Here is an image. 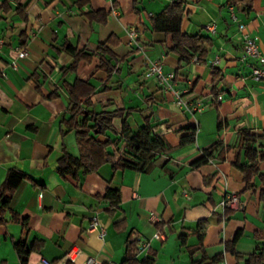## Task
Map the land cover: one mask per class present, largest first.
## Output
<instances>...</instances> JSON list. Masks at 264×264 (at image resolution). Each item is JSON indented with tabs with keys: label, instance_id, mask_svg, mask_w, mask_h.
I'll use <instances>...</instances> for the list:
<instances>
[{
	"label": "crops",
	"instance_id": "0c3cea01",
	"mask_svg": "<svg viewBox=\"0 0 264 264\" xmlns=\"http://www.w3.org/2000/svg\"><path fill=\"white\" fill-rule=\"evenodd\" d=\"M170 1L114 0V16L109 0H0V186L10 172L25 174L0 213V264H22L14 247L19 242L31 247L26 264L42 258L83 264L88 256L126 264L134 235L149 240L147 250L135 254L140 264H191L202 256L200 264H209L220 253L215 264H244L224 250L239 229L234 249L244 258L264 246V181L253 174L246 186L234 164H248L241 132L264 134V81L250 77V64L264 68V0L248 6L187 0L182 30L211 42L205 56L188 62L179 61L169 35L151 28V18ZM208 23L215 24L212 34ZM238 23L256 38L260 59H241ZM131 26L142 50L129 41ZM68 45L93 55L68 70ZM17 47L28 54L13 68ZM148 60H159L182 97L202 99L204 110L191 114L179 107L147 75ZM75 79L92 85L88 103H78V119L81 112L113 116L96 139H116L121 154L124 119L132 134L148 121L163 139L165 148L147 171L103 163L93 171L60 173L64 153L79 156L75 132L65 124L72 115L67 86ZM184 137L193 141L182 143ZM208 148L209 159L192 164ZM255 148L264 150V139ZM257 172L264 174V160H257ZM107 187L118 189L117 204L104 197ZM226 190L239 195L241 209L221 208ZM94 214L103 239L87 229Z\"/></svg>",
	"mask_w": 264,
	"mask_h": 264
},
{
	"label": "trees",
	"instance_id": "16d2710c",
	"mask_svg": "<svg viewBox=\"0 0 264 264\" xmlns=\"http://www.w3.org/2000/svg\"><path fill=\"white\" fill-rule=\"evenodd\" d=\"M186 1L187 0H172L161 12L151 18V28L154 32H160L171 37L173 43L172 51L178 55L180 62H188L195 56L197 60H199L206 55V45H210L211 43L208 36L199 34L191 35L182 30V22L186 12ZM241 3L248 6L250 0H229V4L232 6H238ZM102 45L104 46L105 43L99 44L98 49ZM67 47L73 55V61L67 68L68 70L75 69L80 59H91L93 55L83 51L76 52L70 45ZM102 67L109 72L111 71L103 65V62ZM67 87L70 96V110L72 115L65 120V124L68 126V129H73L75 132L79 156L74 157L68 153H64L59 159V166L57 168L60 173L73 172L79 168H83L85 171H93L103 163H109L114 170H123L127 168L136 171H147L156 152L165 148L163 139L152 134L148 121L134 134L125 127V119L122 121V129L127 138V142L125 144V150L119 154L117 153L116 139L108 138L104 141L96 139L98 134L105 133L107 128L110 127L112 115L105 114V116L98 119L96 116H92L90 112H81L82 118L78 119V103L82 101L88 103L87 97L91 92L92 85L80 79H75L74 82ZM258 139H264V134L254 135L248 131L241 132V146L244 149L248 164H238L237 162L234 164L241 170L246 186H249V180L253 174L258 175L259 178L264 181V174H258L257 172V160H264V150L258 151L255 148V143ZM187 141H193V137H184L182 139V143ZM109 147H111V150L108 149ZM210 150L211 148L204 150L203 156L192 164L198 165L206 162V160L209 159ZM24 175L25 174L22 173L10 172L6 176L0 186V213L7 207L13 191ZM260 196L264 199V191L261 192ZM104 197L110 199V203L115 205L119 201V191L118 189L107 187ZM240 235L241 230L239 229L231 241L225 242L224 250L235 255L237 261L243 259L244 264H264V246H258L245 258L235 251L234 244ZM131 244H133V247L129 251L125 262L126 264H140L135 257V241L132 240ZM14 247L21 263L26 264L27 255L31 247H26L20 242L16 243ZM204 259H206V256H202V258L197 261L192 260L191 264H200ZM222 259L223 253H220L210 258L209 264H215Z\"/></svg>",
	"mask_w": 264,
	"mask_h": 264
},
{
	"label": "built area",
	"instance_id": "2783aa9c",
	"mask_svg": "<svg viewBox=\"0 0 264 264\" xmlns=\"http://www.w3.org/2000/svg\"><path fill=\"white\" fill-rule=\"evenodd\" d=\"M109 1L111 3V13L114 16H117L118 10L115 7L113 0H109ZM231 11H232L231 12L232 19L234 21L237 20L235 12L233 10ZM204 28L211 34L215 32L214 23L205 24ZM238 28L241 32V37L243 40V53H242L241 59H245V58H250V59H255V60L260 59L261 52H260L256 38L245 30V25L243 23H238ZM127 34H128L130 43L134 44L136 48L142 50L143 47L137 41L138 40L137 27L135 26L129 27L127 29ZM2 45H3V38L0 37V48ZM16 52H17L16 57L13 60H11V66L13 68H17V59L24 58L28 54L27 49H25L24 47H17ZM193 59L197 60V57L195 56ZM217 60H218V56L214 58L212 63H214ZM250 67H251L250 77L254 81H264V68L259 67L258 65L253 64V63L250 64ZM146 73L148 76L153 77L158 82V84L163 88L164 91L170 92L173 94L175 98V102L179 107L190 112L191 114H194L196 112H201L206 107V104L204 103L202 99H197L195 101L185 100L182 97L181 91L176 89L173 85V74L164 72L162 68V64L159 60H148ZM39 196H41V192H39ZM220 206L223 210L225 209L237 210L243 207L242 202L239 199V195L235 192H230L227 190L225 191L220 201ZM87 229L96 230L98 237L100 239H103L104 234H105V229L101 221L95 214L91 217ZM133 240L136 243L135 254L147 250L149 246L148 239H144L138 235H134ZM38 264H53V262L48 259L42 258ZM83 264H110V262L101 263L95 257L88 256L85 259Z\"/></svg>",
	"mask_w": 264,
	"mask_h": 264
}]
</instances>
